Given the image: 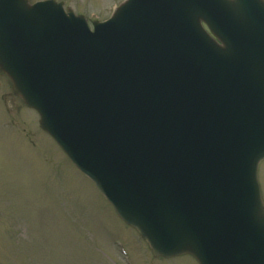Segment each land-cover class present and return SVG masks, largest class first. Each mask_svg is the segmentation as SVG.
<instances>
[{
    "label": "water",
    "instance_id": "1",
    "mask_svg": "<svg viewBox=\"0 0 264 264\" xmlns=\"http://www.w3.org/2000/svg\"><path fill=\"white\" fill-rule=\"evenodd\" d=\"M93 25L0 0L14 95L155 257L264 264V1L128 0Z\"/></svg>",
    "mask_w": 264,
    "mask_h": 264
},
{
    "label": "rangeland",
    "instance_id": "2",
    "mask_svg": "<svg viewBox=\"0 0 264 264\" xmlns=\"http://www.w3.org/2000/svg\"><path fill=\"white\" fill-rule=\"evenodd\" d=\"M56 1L91 26L125 0ZM259 181L264 200V162ZM114 212L0 72V264H198L189 255L154 258Z\"/></svg>",
    "mask_w": 264,
    "mask_h": 264
}]
</instances>
